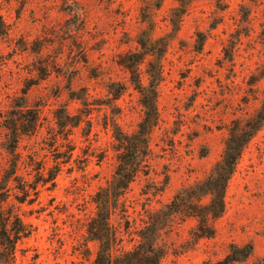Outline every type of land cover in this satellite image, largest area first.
Here are the masks:
<instances>
[{"label": "rangeland", "instance_id": "1", "mask_svg": "<svg viewBox=\"0 0 264 264\" xmlns=\"http://www.w3.org/2000/svg\"><path fill=\"white\" fill-rule=\"evenodd\" d=\"M263 10L264 0H0V198L34 227L16 243L13 262L3 261L0 247V264H78L80 224L116 164L111 123L132 134L143 113L118 62L128 53L140 57L136 38L147 35L169 43L155 51L161 80L151 153L124 196L136 226L130 235L157 218L165 264H209L247 244L248 263L262 262L264 121L236 162L220 216L199 223L192 214L203 211L209 195L196 199L192 192L195 184L204 187L233 123L264 110ZM229 40L232 61L223 59ZM153 59L148 55L137 67L143 83ZM111 83L126 88L116 107L108 105ZM30 116L37 118L35 129L13 143L4 125ZM68 158L54 188L37 184ZM177 193L189 208L170 213L166 205ZM117 222L125 225L115 215ZM88 246L94 251V243Z\"/></svg>", "mask_w": 264, "mask_h": 264}, {"label": "trees", "instance_id": "2", "mask_svg": "<svg viewBox=\"0 0 264 264\" xmlns=\"http://www.w3.org/2000/svg\"><path fill=\"white\" fill-rule=\"evenodd\" d=\"M177 23H172L174 30L178 27ZM196 36H199V33ZM160 39L153 38L151 35L145 36L144 39L137 36V45L144 52L140 57L138 53L125 54L118 62L128 72L130 85L140 95L139 101L143 113L137 123L136 130L132 134H125L117 123H111L110 130L113 141L111 151L114 153L116 164L111 180L105 186H100L91 197L94 211L80 224L83 233L81 242H78V264L87 261L89 264H165L163 262L164 256L156 246L160 221L157 218L155 220L149 218V220L143 222L142 227L136 228L135 235L131 236L130 234L136 226L128 219L124 197L129 184L140 173V165L151 153L149 141L151 131L157 123L155 101L158 84L161 80V67L155 61V58H159L161 54H156L155 51L159 49L158 51L161 52V44L158 46L161 41L164 48L169 43V39ZM202 42L203 40H200L196 51L201 50ZM222 52L223 59L233 60L234 43L232 40H229L228 46H223ZM148 55L154 56V59L148 60L145 64L146 83H143L137 67ZM125 89L124 86H119L118 83L107 85L106 92L110 96L108 99L112 102V104H108L111 105L110 107H116L115 102ZM263 121L264 110L258 112L255 117L248 118L241 125L237 121L233 123V127L229 130L228 136L223 142L220 159L213 165L211 175L205 180L204 187L199 188L195 184L197 190L192 192L193 197L196 199L201 195H209L203 211L192 214L199 223H205L206 218H217L223 213V197L227 182L234 172L236 162L243 148L262 126ZM36 122L37 118L35 116H30L26 123L21 119H12L4 125V128L13 143H17L22 135H28L35 129ZM106 127L108 125L105 123L104 128L106 129ZM69 151L71 152L72 149ZM69 161L70 158L57 164L54 170H51V168L47 170V178L37 179V184L40 183L44 186L50 183V189L54 188L56 186V176L61 171L60 164ZM16 164L17 160L13 162V172L16 169ZM37 170L41 171L43 167L39 166ZM11 175L13 174H9V177ZM32 189L35 190L36 188ZM180 197L179 193L175 194L171 202L166 205L170 213L189 208L182 202ZM24 200H17V202L23 203ZM7 203L6 198H0V247L3 261L11 263L15 260L16 243L30 237L34 232V227L22 220L13 205L7 206ZM115 215L124 219V226L120 222H117V224L112 223V217ZM126 235H130V240L125 239ZM200 235L208 237L210 234L201 230ZM89 242L94 243V251L90 250ZM251 252L252 247L249 244L231 246L229 253L209 264H249L248 259ZM251 264H264V258L260 263Z\"/></svg>", "mask_w": 264, "mask_h": 264}]
</instances>
